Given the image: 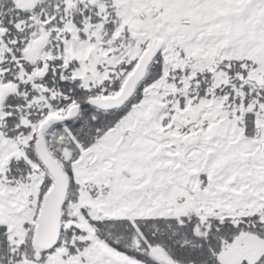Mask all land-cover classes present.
<instances>
[{
	"label": "snow or ice",
	"instance_id": "1",
	"mask_svg": "<svg viewBox=\"0 0 264 264\" xmlns=\"http://www.w3.org/2000/svg\"><path fill=\"white\" fill-rule=\"evenodd\" d=\"M0 264H264V0H0Z\"/></svg>",
	"mask_w": 264,
	"mask_h": 264
}]
</instances>
